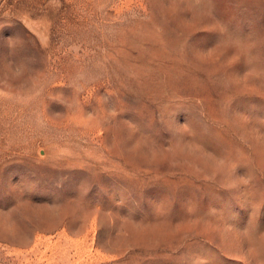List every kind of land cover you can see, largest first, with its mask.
Segmentation results:
<instances>
[{"label": "rangeland", "instance_id": "rangeland-1", "mask_svg": "<svg viewBox=\"0 0 264 264\" xmlns=\"http://www.w3.org/2000/svg\"><path fill=\"white\" fill-rule=\"evenodd\" d=\"M0 264H264V0H0Z\"/></svg>", "mask_w": 264, "mask_h": 264}]
</instances>
